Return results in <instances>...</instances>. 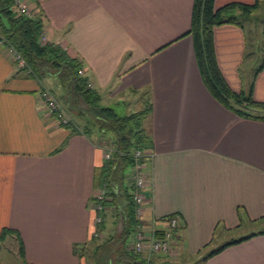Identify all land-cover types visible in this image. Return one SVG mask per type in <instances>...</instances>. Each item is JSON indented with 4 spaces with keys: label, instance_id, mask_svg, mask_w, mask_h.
Listing matches in <instances>:
<instances>
[{
    "label": "crops",
    "instance_id": "crops-1",
    "mask_svg": "<svg viewBox=\"0 0 264 264\" xmlns=\"http://www.w3.org/2000/svg\"><path fill=\"white\" fill-rule=\"evenodd\" d=\"M254 1L214 0V6ZM24 2L41 15L47 42L81 63L100 103L135 100L141 110L150 104L142 127L152 159L137 220L145 231L164 230L165 219L175 217L177 254H154L146 264H180L195 256L196 264H264V233L258 235L264 229V122L239 118L204 86L188 34L194 0ZM243 25L213 29L217 67L235 93L247 92L253 78L252 98L264 103V68L253 77L255 56ZM45 79L20 71L0 44V234L14 231L2 244L18 250L20 240L24 264H83L73 245L118 238L124 208L105 206L104 227L96 224L93 205L103 190L96 174L106 161L102 133L60 125L40 99L42 90L51 91ZM66 102L64 95L60 105L68 109ZM110 190L118 193L115 186ZM246 223L260 226L233 238ZM249 236L202 262L212 244Z\"/></svg>",
    "mask_w": 264,
    "mask_h": 264
},
{
    "label": "trees",
    "instance_id": "trees-1",
    "mask_svg": "<svg viewBox=\"0 0 264 264\" xmlns=\"http://www.w3.org/2000/svg\"><path fill=\"white\" fill-rule=\"evenodd\" d=\"M259 7V0L252 4L231 2L219 8H215L214 0H194L192 21L189 35L194 45V53L202 82L211 96L222 106L244 120L264 122V103L252 98L253 78L247 92H232L224 81L216 63L212 33L216 26L223 24H236L243 27L251 18L253 12ZM43 35V20L36 14L27 17L15 10L13 0H0V39L11 46L24 59L28 76L49 77L55 76L64 88L66 105L75 112L77 117L84 121V128L80 129L73 123V132L89 133L88 126L96 127L101 133L112 132L114 135L113 151L110 158L96 174V187L107 191L105 199L99 203L105 206L118 205L124 208L125 228L118 238H109L102 245L97 246L92 253L94 264H146V260L139 254L131 252L128 246V238L139 226L135 216L133 196L129 190L135 189L133 183H127L128 175L125 171L132 170L134 165L133 154L136 150L150 152L151 140L142 127L145 116L150 112V104L136 113L119 117L115 110L100 105V96L91 90L87 79L79 75L82 65L78 60L68 57L59 47L40 42ZM262 56L260 63L253 75L264 68V23L262 29ZM20 70V69H19ZM23 71V70H20ZM77 106L82 103L87 107L85 111L76 107L73 110L70 102ZM79 104V105H78ZM88 125V126H87ZM148 157L142 161L147 163ZM131 175V174H130ZM118 188L115 195L111 188ZM110 190V192H108ZM96 201V199H95ZM104 227V222L100 224ZM14 231L4 228L0 234V246L8 234ZM264 229L258 233L261 235ZM18 237V234L15 233ZM161 233L158 231L157 236ZM253 236V235H251ZM246 237L236 242L226 243L218 249L211 250L202 259L204 263L209 257L219 253L227 246L246 240ZM98 238H91L89 242ZM18 254L23 260V246L18 240ZM85 244L73 245V254L83 260L85 256Z\"/></svg>",
    "mask_w": 264,
    "mask_h": 264
},
{
    "label": "built area",
    "instance_id": "built-area-1",
    "mask_svg": "<svg viewBox=\"0 0 264 264\" xmlns=\"http://www.w3.org/2000/svg\"><path fill=\"white\" fill-rule=\"evenodd\" d=\"M13 5L15 10L19 13L24 14L27 17H32V12L26 6L24 0H13ZM40 42L42 44L47 43L46 37L41 36ZM0 44L6 46L7 55L13 60L18 69L23 70L26 74L29 73L24 59L19 53H17L11 46L5 44V41L0 39ZM79 75H83V71H79ZM41 102L46 109V111L55 116L60 125L70 126L72 121L68 119L63 108L58 103L51 91L44 89L40 93ZM148 157V160L152 159V155L148 152H143L136 150L133 154L134 165L131 170V181L135 188V193L133 195V202L135 205V216L138 220L142 216L143 205L146 200L144 191L146 189V182L148 179V174L146 172V162L142 161L144 157ZM104 158L108 160L110 158L109 153L104 152ZM105 190H99L97 193L94 202L93 209L98 213L96 217V224L100 225L102 222L101 213L104 211V207L99 203L105 199ZM177 227V220L175 217L170 216L165 219V229L158 230L155 228L145 231L141 226H138L135 233V240L132 244L130 250L134 254L142 255L143 258L147 261L151 255L154 254H167V255H176L177 250L173 246V232ZM161 234L157 236V232ZM97 235V234H96Z\"/></svg>",
    "mask_w": 264,
    "mask_h": 264
},
{
    "label": "rangeland",
    "instance_id": "rangeland-1",
    "mask_svg": "<svg viewBox=\"0 0 264 264\" xmlns=\"http://www.w3.org/2000/svg\"><path fill=\"white\" fill-rule=\"evenodd\" d=\"M251 21H248L246 24V29H247V41H248V51L250 52V56L253 55L255 56L253 58V66L254 68H257L259 63H260V58L262 56V40H263V35H262V29H263V23H264V0H260L259 1V7L258 9L252 13L251 18L249 19ZM247 67V66H246ZM44 85L47 86V88H49L53 94L54 97L56 98V100L59 102V104H62L63 101V97L65 95L64 92V88L61 86L60 81L58 80V78L56 77H46ZM108 102V101H107ZM102 106H106L113 108L116 112V114L119 117L122 116H127L129 114L135 113L138 110L142 109V104L141 102L139 103L138 101L135 100H129V101H120L117 104L114 103H110L109 105L103 100L102 103H100ZM64 105V104H63ZM79 105V104H78ZM69 106V105H68ZM70 106L73 108L74 111H76V113L78 112V110L76 109V107L79 109V107H81V109H83V111H85L87 109V107L85 105H83L82 103L79 105V107L77 106V104L72 100L70 102ZM66 116L68 117V119H70L72 121V123H74L79 129L84 128V121H78L77 118H75V114L74 115H70L71 113L68 111V109H66L67 107L63 106L62 107ZM73 114V113H72ZM86 126V125H85ZM88 126V125H87ZM89 128H92V125L88 126ZM97 130L95 129V131H92V135L96 132ZM98 132V131H97ZM99 137V141H100V145H102L104 147L105 153H109L111 154L113 151V143H114V135L112 132H105L100 134ZM125 174L128 175L127 178V183L130 186L132 184L131 181V170H127L125 171ZM110 225V223L108 224ZM260 226L259 223H254V224H250L248 225V223L241 225L238 228V232H236L232 237L233 238H239V237H243L246 234L250 233L251 230H255L258 229ZM231 237H228L227 240H229ZM134 239V235L131 233L130 237L128 238L127 243H134L133 241ZM107 240L106 237H102L100 239H95L92 242H89L86 247H85V256L83 257V264H94L93 258H92V253L93 250L99 246L102 245V243ZM135 240V239H134ZM223 241V240H222ZM222 241H218L217 243L212 244V246L210 248H208V250H206L203 254H207L208 252H210L211 250H213L215 247H218L222 244ZM221 242V243H220ZM1 249H0V264H24L23 260L20 259L19 254H18V250H17V246H15V248H13V246L9 243H5V244H1ZM203 255V256H204ZM176 256V255H173ZM197 256L190 258L189 260H187L186 262L183 261L180 264H196L197 262ZM172 263L174 260H171ZM179 264V262H177ZM176 264V263H173Z\"/></svg>",
    "mask_w": 264,
    "mask_h": 264
}]
</instances>
